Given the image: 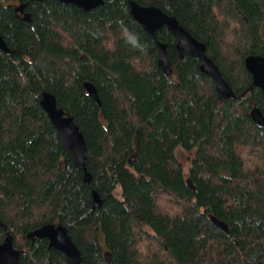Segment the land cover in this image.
<instances>
[{"label": "trees", "instance_id": "trees-1", "mask_svg": "<svg viewBox=\"0 0 264 264\" xmlns=\"http://www.w3.org/2000/svg\"><path fill=\"white\" fill-rule=\"evenodd\" d=\"M135 1L176 16L204 42L235 96L220 99L167 26L156 32L172 62L165 75L129 0L91 11L0 0L10 48L0 49V242L10 232L22 264H69L46 238L27 236L53 222L68 227L80 264H106V252L111 264H264V128L250 116L254 105L264 112V92L245 64L264 56V0ZM23 3L30 22L16 9ZM121 25L143 50L125 43ZM44 91L83 132L91 182L41 106ZM178 148L193 152L188 170Z\"/></svg>", "mask_w": 264, "mask_h": 264}, {"label": "water", "instance_id": "water-1", "mask_svg": "<svg viewBox=\"0 0 264 264\" xmlns=\"http://www.w3.org/2000/svg\"><path fill=\"white\" fill-rule=\"evenodd\" d=\"M61 3L75 4L84 10L91 11L93 8L104 3V0H58ZM130 10L135 18L150 34L151 38L159 48V67L165 75L173 73L172 62L168 56L167 44L158 40L156 32L163 26H167L177 39V50L181 58L184 56H193L201 60L200 69L216 81V87L219 97L225 101L235 96V91L223 77L218 65L206 53V44L198 40L188 29H186L176 18L169 15L159 7L153 5H142L135 0H129ZM25 3L16 9L23 13V19L30 22L31 14L25 12ZM0 49L10 52V48L0 34ZM247 69L253 76V85L260 87L264 92V56L259 54H250L245 59ZM85 86L88 92L101 104L95 85L86 82ZM40 104L48 113L52 123L58 131L59 138L63 147L71 153L75 165L83 170L86 182H91L92 175L87 167V145L83 132L76 123L74 116L68 113L62 106L58 105L56 96L50 91L42 92ZM250 116L260 128H264V112L254 105L250 111ZM190 186L194 187L192 180L188 179ZM102 205L100 194L93 191V209H99ZM213 223L224 232H229V225L224 220L212 216ZM28 238L35 242L37 239L46 238L49 241V247L60 250L65 254L66 261L69 264H80L82 253L73 238L69 234L68 227L63 223H44L28 233ZM21 250L14 244V236L7 232L4 240L0 242V264H22L20 261ZM106 264H111L109 252L105 254Z\"/></svg>", "mask_w": 264, "mask_h": 264}, {"label": "clouds", "instance_id": "clouds-1", "mask_svg": "<svg viewBox=\"0 0 264 264\" xmlns=\"http://www.w3.org/2000/svg\"><path fill=\"white\" fill-rule=\"evenodd\" d=\"M121 34L126 44L134 49L143 50V46L140 44L138 37L134 33H131L124 25H121Z\"/></svg>", "mask_w": 264, "mask_h": 264}, {"label": "rangeland", "instance_id": "rangeland-1", "mask_svg": "<svg viewBox=\"0 0 264 264\" xmlns=\"http://www.w3.org/2000/svg\"><path fill=\"white\" fill-rule=\"evenodd\" d=\"M176 153L178 158L183 162L184 166L186 167V170H188V166L190 165L193 152L178 148Z\"/></svg>", "mask_w": 264, "mask_h": 264}, {"label": "flooded vegetation", "instance_id": "flooded-vegetation-1", "mask_svg": "<svg viewBox=\"0 0 264 264\" xmlns=\"http://www.w3.org/2000/svg\"><path fill=\"white\" fill-rule=\"evenodd\" d=\"M19 12H20V11H19ZM20 14H22V15H23V13H21V12H20Z\"/></svg>", "mask_w": 264, "mask_h": 264}]
</instances>
